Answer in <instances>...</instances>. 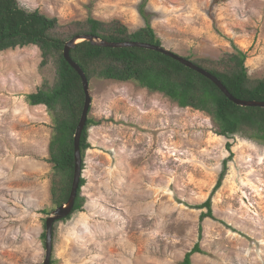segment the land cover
<instances>
[{
    "label": "rangeland",
    "instance_id": "374dc122",
    "mask_svg": "<svg viewBox=\"0 0 264 264\" xmlns=\"http://www.w3.org/2000/svg\"><path fill=\"white\" fill-rule=\"evenodd\" d=\"M19 2L61 24L119 19L136 30L149 23L183 57L219 58L238 47L250 76L264 77V0ZM41 60L35 46L0 52V264H43L47 212L57 208L51 119L45 106L19 108L43 82ZM91 93L89 116L100 124L90 129L86 203L55 222V264H182L199 241L203 253L192 264H264L263 145L221 136L206 113L134 83L93 80ZM231 153L212 199L215 218L201 221L207 209L196 206L210 197Z\"/></svg>",
    "mask_w": 264,
    "mask_h": 264
},
{
    "label": "trees",
    "instance_id": "16d2710c",
    "mask_svg": "<svg viewBox=\"0 0 264 264\" xmlns=\"http://www.w3.org/2000/svg\"><path fill=\"white\" fill-rule=\"evenodd\" d=\"M229 0H214V4ZM77 35H93L109 42L136 41L163 46L161 37L147 23L136 30L123 21H103L94 17L61 24L56 17H49L40 10H27L19 0H0V52L35 46L41 51L40 70L43 82L25 101L32 106L43 105L52 122L48 162L53 164L51 185L52 208L68 201L74 178V136L80 122L86 94L82 77L64 57L65 44ZM74 60L93 80H114L161 93L178 106L191 107L211 117L217 133L225 137L240 136L264 146V107L240 106L230 100L218 85L204 74L193 70L173 57L143 47L112 48L82 42L70 51ZM199 67L216 76L235 97L264 101V77L252 78L246 65L247 55L235 47L219 58L184 56ZM50 68L52 75L43 70ZM88 117L81 137L83 170L87 151L92 148L90 129L99 125ZM231 150V143H227ZM232 153L223 161V169L210 197L197 208H206L201 215L215 218L213 196L223 185ZM85 178H81L73 212L84 209L86 198L82 194ZM45 211V210H44ZM47 214H51L48 210ZM201 231L203 227L200 228ZM46 238L45 233L42 235ZM202 234H200V239ZM54 252V251H53ZM203 253L200 241L186 253L182 264H192V256ZM55 264V260H51Z\"/></svg>",
    "mask_w": 264,
    "mask_h": 264
},
{
    "label": "water",
    "instance_id": "95a60500",
    "mask_svg": "<svg viewBox=\"0 0 264 264\" xmlns=\"http://www.w3.org/2000/svg\"><path fill=\"white\" fill-rule=\"evenodd\" d=\"M89 41L93 45L96 46H103V47H112V48H123V47H143L147 49H152L155 51L162 52L164 54H167L174 59L180 61L184 65L192 68L193 70H196L211 80H213L218 87L226 94V96L235 102L236 104L240 106H251V107H264V101H257V100H245L235 97L233 94L230 93V91L226 88V86L220 81L216 76L211 74L210 72L204 70L203 68L196 65L191 60H188L184 58L183 56L172 52L171 50L165 48L164 46H158L153 45L150 43H144V42H136V41H126V42H109L104 39L98 38L93 35H77L71 40H69L65 46H64V57L66 60L74 67L77 72L82 77L83 86L86 94V100L82 112V116L80 119V122L77 126L75 136H74V145H75V164H74V178H73V185L72 190L69 196V199L67 202L62 204L61 206L57 207L54 211H52L51 215L46 219V231H45V260L43 264H51L53 251H54V226L55 222L63 220L67 218L74 210L76 198L78 196V191L80 187V181L83 177V159L81 154V137L83 130L86 126L90 111H91V105H92V93H91V83L88 80L85 72L82 70V68L74 61L72 60V57L70 55V51L76 46L82 42Z\"/></svg>",
    "mask_w": 264,
    "mask_h": 264
},
{
    "label": "crops",
    "instance_id": "0c3cea01",
    "mask_svg": "<svg viewBox=\"0 0 264 264\" xmlns=\"http://www.w3.org/2000/svg\"><path fill=\"white\" fill-rule=\"evenodd\" d=\"M24 80L26 81V82L24 83L25 86H27L28 82L31 81V80H29V79L26 80V78H25ZM34 81H36V80H33L32 83H33ZM29 94H30V93H29ZM24 97H25V96H24ZM21 102H22V101H21ZM25 105H26V102H25V98H24V100H23V102L21 103V105H20L19 108H22V110H25V109L28 110V107H25ZM38 107H43V105H40V106H38ZM33 108H37V107H36V106H33L32 109H33ZM45 148H46V147H45ZM46 150H47V148H46ZM41 194L43 195L44 193L41 192Z\"/></svg>",
    "mask_w": 264,
    "mask_h": 264
}]
</instances>
